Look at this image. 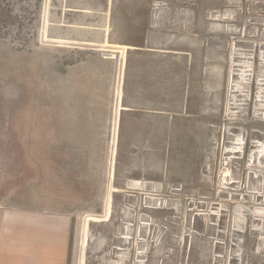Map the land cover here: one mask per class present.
Returning a JSON list of instances; mask_svg holds the SVG:
<instances>
[{"label":"rangeland","instance_id":"374dc122","mask_svg":"<svg viewBox=\"0 0 264 264\" xmlns=\"http://www.w3.org/2000/svg\"><path fill=\"white\" fill-rule=\"evenodd\" d=\"M53 3L0 0V210H54L68 264H264V0H112L110 42L189 57L121 127L118 53L56 41Z\"/></svg>","mask_w":264,"mask_h":264},{"label":"crops","instance_id":"0c3cea01","mask_svg":"<svg viewBox=\"0 0 264 264\" xmlns=\"http://www.w3.org/2000/svg\"><path fill=\"white\" fill-rule=\"evenodd\" d=\"M111 3L112 0H54V15L58 14L57 19H54V28H58V37L54 39L64 42V46H71L72 42L77 41L73 37L79 34L78 32L94 34L104 37L99 43L103 46L102 50L118 53L116 64L119 72L114 125L116 127L118 124L121 127L124 117L134 115L137 107L157 108L158 90H160L158 78L165 76L169 59L176 63V88H179L188 67L189 57L186 50L162 49L157 48L156 44H151L156 38L151 36L149 30L140 33L143 35L140 42H135L133 38L110 42L108 37L112 29L110 30L107 17V9H109L107 5ZM76 13L91 17L90 23L75 19ZM112 20L115 21L113 26L116 34L118 29L121 35L129 37L134 35L135 24L134 21L131 22L133 18L118 15ZM147 42L149 45L146 46ZM112 57L101 59L103 62H110L108 65H114ZM140 61L152 63L153 69L144 67L139 74ZM159 63L164 67L159 68ZM139 76L144 80L146 78L140 87ZM151 77L154 80H151ZM170 77L172 87L173 69L170 70ZM138 93L141 95L139 96ZM170 96L173 98V94ZM53 211L51 213L49 209L43 207L16 209L6 213L0 210V264H68L67 253L63 252L60 246L63 242L59 236L54 235L55 227L58 230L60 219Z\"/></svg>","mask_w":264,"mask_h":264}]
</instances>
